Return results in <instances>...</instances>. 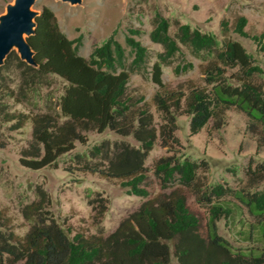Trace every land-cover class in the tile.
I'll return each instance as SVG.
<instances>
[{
    "label": "trees",
    "instance_id": "16d2710c",
    "mask_svg": "<svg viewBox=\"0 0 264 264\" xmlns=\"http://www.w3.org/2000/svg\"><path fill=\"white\" fill-rule=\"evenodd\" d=\"M33 21V33L26 36L25 41L33 52L35 65H28L9 51L0 70L13 61L20 78V90L42 83L48 75L59 77L65 85L55 110L32 116L30 140L18 157L21 166L56 167L58 157L69 152L75 141L85 142V131L109 129L118 135H131L138 145L104 139L90 146L87 156L75 153L72 157L81 163L80 170L120 179L127 194L146 197L148 191L142 186L144 159L157 137L160 146L168 151L180 145L174 134V114L180 110L189 116V134L193 135L209 122L213 129H219L225 122V112L236 108L245 115L244 133L254 137L256 150L264 147V89L261 83L254 81V76L262 69L236 40L225 38L216 48L213 35L185 23H177L170 35L168 20L159 13L154 14L148 38L161 47L149 72L157 88L152 96L160 118L156 129L147 109L139 108L134 115L133 105L125 97L129 72L140 71L147 58V49L134 38L138 34L136 29H129L124 35L130 56L126 64L125 48L114 38L113 32L85 58L78 53L79 37L68 39L59 30L50 8L42 7ZM245 24L244 16L237 17L233 31L247 37ZM219 25L225 35L227 22L222 19ZM250 38L264 61V30ZM180 45L195 55L213 54V60L203 70V81L209 89L191 87L185 96L179 90L165 89L161 66L170 65ZM191 67L188 62L177 64L172 70L178 74ZM226 68H235L231 76L239 84L232 86L225 82ZM182 98L184 107L181 109ZM19 126L17 122L15 128ZM251 162L250 158L245 169V187L239 189L221 183H203L200 171L205 172L208 166L204 160L179 158L171 153L153 162L152 173L161 188L183 186L198 204L205 206L206 236L202 240L196 231L199 219L189 210L177 187L143 201L106 236L85 237L75 233L68 237L44 209L49 204V196L38 186L36 199L21 209L23 218L30 222L24 236L10 242V235L5 236L0 231V264H169L170 243L178 264H264V247L258 254H254L252 248L233 249L216 231L217 220L227 218L230 213L222 202L225 197L233 196L258 224L264 244V188L249 190L264 180V161L253 166ZM93 201V216L99 217L105 210V199H90L88 204ZM1 219L0 211V222ZM192 235L198 240L189 241Z\"/></svg>",
    "mask_w": 264,
    "mask_h": 264
},
{
    "label": "rangeland",
    "instance_id": "374dc122",
    "mask_svg": "<svg viewBox=\"0 0 264 264\" xmlns=\"http://www.w3.org/2000/svg\"><path fill=\"white\" fill-rule=\"evenodd\" d=\"M13 2L14 0H0V16L6 12V6L12 5ZM44 6L52 10L59 30L68 39L79 37L78 53L85 58L94 46L101 44L112 32L127 54L124 35L129 29L138 31L134 38L147 49V58L140 71L129 72L125 97L132 103L134 115L139 108L147 109L156 129L160 118L152 96L157 88L151 82L149 72L161 47L148 38L151 19L155 13L168 20L170 35H173L177 23H185L191 28L213 35L216 48L225 38L239 42L252 56L254 64L261 67L262 72L254 76V81L261 83L264 89L263 56L250 38L251 35H258L264 30V0H79L77 3L34 0L30 11L38 14ZM239 16L246 18L244 30L248 34L247 37L239 36L233 31L234 22ZM222 19L227 22L225 35L219 25ZM11 51L16 53L15 49ZM129 60L130 56L127 54L126 64ZM212 60V53L201 52L195 55L180 45L179 52L174 55L170 65L161 66V79L165 89L179 90L184 96L191 87L209 89L203 81V70ZM188 62L192 65L190 69L178 74L173 72L175 65ZM14 65L12 61L6 69L0 70V231L5 236L10 235V242L20 240L28 230L30 222L23 218L21 209L36 199L38 186L49 196V204L44 209L68 237L75 233H81L85 237L106 236L143 201L161 193H168L177 187L184 195L189 210L199 219L196 231L198 238L202 240L206 236L205 206L198 204L192 193L183 186L170 185L161 188L152 173L153 162L158 157L171 153L179 158L204 160L208 166L205 172L200 171V177H204L201 178L203 183H221L232 189H239L245 187L248 160L252 159L251 166L264 161V147L256 150L254 137L244 133V113L231 107L225 112V122L219 129H213L209 122L193 135L189 134V116L183 114L182 110L174 114V134L180 145L175 146L171 152L160 146L158 137L155 139L144 159L145 179L142 186L148 191L146 197L127 194L126 187L120 185V179L80 170L81 163L72 157L75 153L87 156L89 147L104 139L138 145L131 135H118L109 129L101 132L85 131V142L75 141L69 152L58 157L56 167H23L19 164L18 157L21 149L27 147L30 140L31 118L36 113L56 109L57 99L65 82L55 75H48L42 83L20 90V78ZM234 71L235 68H226L224 72L225 82L232 86L239 84V81L231 76ZM180 105L182 109L183 98ZM17 122L20 126L15 128ZM256 188H264V180L251 186L249 190ZM99 197L105 199L106 206L101 216L94 217L92 205L95 202L89 205L88 201ZM222 204L229 208L230 213L227 218L217 220V233L225 238L233 249L252 248L253 253L258 254L264 244L254 218L233 196L225 197ZM189 237V241L197 238L194 235ZM172 254L173 244L170 243L169 264H178Z\"/></svg>",
    "mask_w": 264,
    "mask_h": 264
},
{
    "label": "water",
    "instance_id": "95a60500",
    "mask_svg": "<svg viewBox=\"0 0 264 264\" xmlns=\"http://www.w3.org/2000/svg\"><path fill=\"white\" fill-rule=\"evenodd\" d=\"M77 3L79 0H60ZM34 0H14L7 5L6 12L0 16V65L9 51L16 50L22 61L34 66L33 52L25 41V37L33 33L36 13L30 11Z\"/></svg>",
    "mask_w": 264,
    "mask_h": 264
}]
</instances>
